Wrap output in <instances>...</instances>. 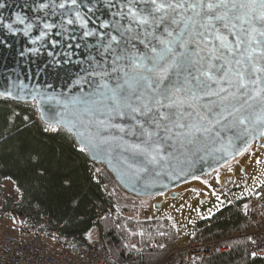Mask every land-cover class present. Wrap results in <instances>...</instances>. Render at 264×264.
I'll list each match as a JSON object with an SVG mask.
<instances>
[{"label": "water", "instance_id": "water-1", "mask_svg": "<svg viewBox=\"0 0 264 264\" xmlns=\"http://www.w3.org/2000/svg\"><path fill=\"white\" fill-rule=\"evenodd\" d=\"M0 97L125 193L175 199L264 148V0H0Z\"/></svg>", "mask_w": 264, "mask_h": 264}, {"label": "trees", "instance_id": "trees-1", "mask_svg": "<svg viewBox=\"0 0 264 264\" xmlns=\"http://www.w3.org/2000/svg\"><path fill=\"white\" fill-rule=\"evenodd\" d=\"M47 131L34 103L0 97V196L5 180L18 193L15 202L6 198L4 205L31 225L45 222L46 231L56 233L73 251L84 250L88 233L96 228L103 253L112 264H160L177 248L178 236L169 220L124 217L144 200L121 190L106 170L91 177L90 161L73 137L60 128ZM116 205L121 215L98 217L97 211L114 210ZM245 222L233 205L195 222L189 242L225 240L228 247L226 252L204 258L202 264H264L248 256L246 239L238 237L246 229Z\"/></svg>", "mask_w": 264, "mask_h": 264}, {"label": "built area", "instance_id": "built-area-1", "mask_svg": "<svg viewBox=\"0 0 264 264\" xmlns=\"http://www.w3.org/2000/svg\"><path fill=\"white\" fill-rule=\"evenodd\" d=\"M35 111L38 114L36 107ZM104 170L99 164L89 163L88 173L91 177L97 178ZM194 181L207 187L211 193L228 199L231 198L234 190L239 188L240 182L235 165L227 169L223 167L210 176L200 177ZM193 188L198 189L197 186ZM159 197L163 202L168 200L166 194ZM155 198L157 197L151 198L148 203L150 215L156 202ZM238 202L241 203L237 204ZM229 205H233L245 218L247 227L238 237L246 238L248 256L264 260V185L253 190L247 198ZM117 214L116 209L110 208L97 211L99 218H113ZM225 242V240L200 239L189 242L180 248H173L160 264H175L177 254H180L179 264H202L204 258L226 252L228 247ZM0 264L112 263L106 259L98 236L84 250L67 251L56 233L49 234L39 225H30L12 234L0 233Z\"/></svg>", "mask_w": 264, "mask_h": 264}, {"label": "rangeland", "instance_id": "rangeland-1", "mask_svg": "<svg viewBox=\"0 0 264 264\" xmlns=\"http://www.w3.org/2000/svg\"><path fill=\"white\" fill-rule=\"evenodd\" d=\"M48 133L56 132L55 128H48ZM235 165L237 178L239 179V188L234 190L231 198L219 197L209 191L207 187L197 184L195 181L186 183L176 189L179 193L175 199H169L163 202L161 197H157V202H163L158 211H154L153 207L149 214L148 203L151 198L143 199V202H137V209L123 214L124 217L134 220L139 219H167L174 227L175 234L178 236L177 248L184 246L193 235V225L195 222L209 219L218 210L235 201L247 198L256 188L264 185V148L250 146L236 159L225 165V169ZM244 170V171H242ZM197 186L199 193L191 191ZM2 195L0 196V233L12 234L31 225L27 219L13 213L10 205H4L6 198H10L15 202L18 193L14 185L5 180L1 184ZM156 199V198H155ZM201 201H203L201 203ZM118 216L121 215V208L116 205ZM115 218V217H113ZM43 229L47 230L45 222L39 224ZM97 229L94 228L88 233V242L91 243L97 237ZM67 251H73L67 245L64 246ZM87 248V247H86Z\"/></svg>", "mask_w": 264, "mask_h": 264}, {"label": "bare ground", "instance_id": "bare-ground-1", "mask_svg": "<svg viewBox=\"0 0 264 264\" xmlns=\"http://www.w3.org/2000/svg\"><path fill=\"white\" fill-rule=\"evenodd\" d=\"M245 223H246V222H245ZM246 227H247V226H246ZM244 231H245V230H244ZM244 231H243V232H244ZM243 232H242V233H243ZM239 235H240V234H239ZM239 235H238V236H239ZM241 238H245V237H241ZM245 239H246V238H245ZM175 263H176V260H175Z\"/></svg>", "mask_w": 264, "mask_h": 264}, {"label": "flooded vegetation", "instance_id": "flooded-vegetation-1", "mask_svg": "<svg viewBox=\"0 0 264 264\" xmlns=\"http://www.w3.org/2000/svg\"><path fill=\"white\" fill-rule=\"evenodd\" d=\"M155 201H157V198H156V200Z\"/></svg>", "mask_w": 264, "mask_h": 264}]
</instances>
